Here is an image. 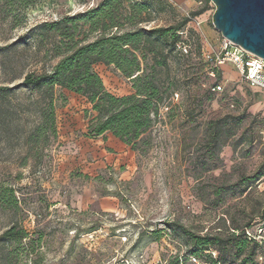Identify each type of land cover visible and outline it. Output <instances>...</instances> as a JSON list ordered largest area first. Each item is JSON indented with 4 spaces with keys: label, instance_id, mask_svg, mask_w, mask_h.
<instances>
[{
    "label": "rangeland",
    "instance_id": "rangeland-1",
    "mask_svg": "<svg viewBox=\"0 0 264 264\" xmlns=\"http://www.w3.org/2000/svg\"><path fill=\"white\" fill-rule=\"evenodd\" d=\"M103 1L0 0V86H14L24 74L49 70L57 61L46 54L52 38L41 39L39 26L83 14ZM119 2L123 16L135 3H147L149 10L134 25L124 24L111 33L168 27L190 18L179 35L188 54L177 50L178 59L159 74L165 87L173 84L174 93L160 104L142 154L111 142L109 136L88 138L87 124L94 114L86 100L73 93L56 90V136L36 145L26 140L38 121L31 101L36 95L20 93L4 100L0 110L7 111L9 125L0 129V187L14 191L19 210H0V234L17 222L29 237L0 242V264H9L3 260L7 251L13 253L10 264H193L186 258L184 242L163 222L176 221L203 235L224 228L221 219H227V210L238 215L241 224L264 219V178L247 195L221 207L206 208L201 201L212 186L235 184L264 161V94L250 89L230 64L216 66L212 61L222 38L212 25L214 5L210 0ZM97 34L80 23L76 39L92 41ZM215 68L218 80L210 75ZM93 69L110 94L134 93L131 82L113 66L96 64ZM215 81L223 90L205 101ZM236 103L237 112L246 108L244 126L252 123L255 130L250 154L244 155L246 146L243 152L225 146L218 169L201 176L213 165L201 145L205 123ZM106 198L115 200L113 211L99 205ZM83 199L92 203L83 208Z\"/></svg>",
    "mask_w": 264,
    "mask_h": 264
},
{
    "label": "trees",
    "instance_id": "trees-1",
    "mask_svg": "<svg viewBox=\"0 0 264 264\" xmlns=\"http://www.w3.org/2000/svg\"><path fill=\"white\" fill-rule=\"evenodd\" d=\"M119 6V0H104L95 9L44 23L37 28L41 39L51 35L50 49L46 54L50 52V60L57 61L49 70L24 74L22 80L14 86H0V108L8 97H15L20 93L36 95L31 101L38 121L26 133L28 142L35 145L40 141L46 143L50 135L56 136L55 102L58 99L56 90L59 89L84 98L90 105V112L94 116L88 120V138L111 134L133 152L144 153L149 145L145 134L158 117L160 104L174 93L173 84L169 83L165 87L159 74L168 67L170 60L178 59L176 45L181 42L179 33L190 18H184L168 27L136 28L111 33L112 29L118 31L124 24L134 25L139 16L149 10L147 3H135L130 6L127 15L123 16ZM201 13H193L192 16ZM80 23L88 25L89 32L98 33V36L92 41L76 39ZM96 64L113 66L131 82L134 93L116 97L107 92L101 78L93 69ZM212 72L217 80L220 79L217 68ZM13 80L15 78L9 82ZM219 83L215 81L210 90L205 92V101L211 102L215 98L218 93L213 92L212 88ZM59 97L62 98L63 95L60 94ZM201 101L202 99L199 100ZM236 106L232 104L231 111L205 123L201 145L205 156L213 165L201 171V176L205 172L218 169L220 153L225 146H230L233 152L237 149L243 152L246 146L244 155L250 154L255 130L252 123L244 126L246 108L237 112L240 108L237 103ZM7 114V111L0 110V129L9 125L5 120L8 118ZM263 178L264 161L252 175L241 177L235 184L223 182L212 186L210 192L201 196V201L206 208L221 207L227 200L247 195L253 185ZM0 210L18 212V201L11 188L0 187ZM225 215L227 219H221L223 229L203 235L176 221H166L163 224L167 231L184 242L188 259L193 257L203 262L220 264H258L257 257L262 253L263 247L254 240H248L246 231L255 234L259 224L264 227V219L255 218L241 224L238 215H232L228 210ZM28 237L29 233L21 224L11 222L0 234V242L6 245L13 241L26 240ZM211 253L215 255L214 258ZM12 259L13 253L7 251L3 260L10 264ZM171 264L179 263L177 261Z\"/></svg>",
    "mask_w": 264,
    "mask_h": 264
},
{
    "label": "water",
    "instance_id": "water-1",
    "mask_svg": "<svg viewBox=\"0 0 264 264\" xmlns=\"http://www.w3.org/2000/svg\"><path fill=\"white\" fill-rule=\"evenodd\" d=\"M221 37L264 60V0H210Z\"/></svg>",
    "mask_w": 264,
    "mask_h": 264
},
{
    "label": "built area",
    "instance_id": "built-area-1",
    "mask_svg": "<svg viewBox=\"0 0 264 264\" xmlns=\"http://www.w3.org/2000/svg\"><path fill=\"white\" fill-rule=\"evenodd\" d=\"M183 33L180 32L179 35ZM176 50L182 51L184 54H188L189 48L183 43H178L176 45ZM212 61L216 66L223 64H230L240 75L242 80L247 84L249 88L256 89L264 93V60L251 54L240 47L233 45L228 40L221 38L219 43L218 53L213 56ZM213 77V72L210 73ZM223 90L221 83L215 85L212 88V91L215 93H220ZM175 96H177L175 94ZM264 136V127L263 132ZM258 222V221H257ZM255 222V223H257ZM248 240H254L258 245L263 247V251L257 257L258 264H264V227L262 224L258 225L255 234H252L250 231H246ZM208 254L209 252H205ZM214 258L215 255L211 253ZM190 262L193 264H220V263H209L203 262L197 258L190 257ZM181 264V262H179ZM234 264V263H229Z\"/></svg>",
    "mask_w": 264,
    "mask_h": 264
},
{
    "label": "crops",
    "instance_id": "crops-1",
    "mask_svg": "<svg viewBox=\"0 0 264 264\" xmlns=\"http://www.w3.org/2000/svg\"><path fill=\"white\" fill-rule=\"evenodd\" d=\"M250 89H252V88H250ZM252 90H254V91H256V92H258V93H260V94H264L263 92H260V91H258V90H256V89H252ZM107 136H109V140L111 141V142H113V143H119V140L118 139H116V138H114L111 134H106L105 135V137H107ZM96 167V166H95ZM94 167V168H95ZM98 167V166H97ZM84 174H86V172H83ZM92 203V201L90 200V199H88L87 201H86V203L84 202V199L81 201V203H80V205L84 208L85 206H87V205H89V204H91ZM99 205L101 206V208H103L104 210H111V211H113L114 209H115V200H113V199H111V198H106V199H104V200H102V201H100L99 202Z\"/></svg>",
    "mask_w": 264,
    "mask_h": 264
}]
</instances>
